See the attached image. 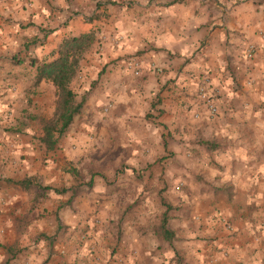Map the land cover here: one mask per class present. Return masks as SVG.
<instances>
[{"label": "crops", "instance_id": "obj_1", "mask_svg": "<svg viewBox=\"0 0 264 264\" xmlns=\"http://www.w3.org/2000/svg\"><path fill=\"white\" fill-rule=\"evenodd\" d=\"M64 3L70 5L67 12L52 6L51 0H0V237L9 240L24 229L17 241H24V245L16 264H156L160 260H152L159 251H149L155 232H137L134 228L144 214L135 220L133 214L123 217L119 207L141 202L142 212L149 213L157 193L138 188L133 197L121 169H116L109 180L104 170L111 164L104 167L96 163L98 159L91 164L92 156L107 153L97 150L87 153V159L82 156L68 163L69 152L62 143L48 149L43 142L45 121L41 112L55 116L58 93L51 79H38L39 65L54 61L68 39L93 33L95 43L100 29L92 26L108 15L100 12L104 5L99 0L94 8L86 6L83 10H74V0ZM112 8L116 16L126 9L129 20L138 24L145 36L153 26L179 32L193 18L200 21L204 17L195 29L200 47L193 58L202 56V67L207 65V69L194 67L188 73L190 77L199 74L200 83L185 81L177 74L164 85L170 93L185 95L189 85L196 88L199 116L191 122L196 147L183 148L185 141L181 140L169 150L173 133L166 131L160 138L165 154L172 158L166 159L169 166L164 172L177 167V150L181 155L193 153L186 162L194 166L188 172L195 221L179 233L185 237L184 245L196 255L197 264H264V0H148L146 5H139V0H112ZM59 14H64L63 20L58 19ZM36 33L43 34L44 43L36 47L35 56H28L39 40ZM127 37L125 31L114 46L117 51L132 47L125 43ZM250 45L256 51L247 59ZM191 63L192 59L187 60L180 72ZM91 67L85 51L77 72ZM75 77L70 86L76 93ZM201 85L216 97L219 113L214 117L197 95ZM187 110L192 112V106ZM160 114L165 115L163 110ZM145 119L152 117L149 114ZM81 121L83 116L59 132L73 145V151L88 142L85 132L91 125L81 131ZM176 132L179 135L180 129ZM57 147L64 151L65 159L51 158ZM37 152L45 157L42 167L34 155ZM164 165L158 163L151 169L160 171ZM98 186L105 191L97 192ZM113 214L119 218H111Z\"/></svg>", "mask_w": 264, "mask_h": 264}, {"label": "clouds", "instance_id": "obj_2", "mask_svg": "<svg viewBox=\"0 0 264 264\" xmlns=\"http://www.w3.org/2000/svg\"><path fill=\"white\" fill-rule=\"evenodd\" d=\"M97 2L98 0H74V10L75 8L83 10L86 6L94 8ZM99 2L104 5L100 12L106 11L108 15L102 16L101 20L92 26L100 30L96 31V42L89 41L90 48L86 45L87 59L92 67L85 69L84 72H77L74 81L77 94L73 95L67 105L69 114H72V109L76 105H84V109L81 113L75 114L74 119L80 121V117L83 116V121L79 123L81 131L87 125H91V128L85 132L88 137L87 144L77 145L73 151V145L68 143L65 137L59 135V126L55 123L56 118L43 111L41 117L45 122H53L51 135L58 143L63 144L64 151L69 152L66 159L68 163H75L76 158L82 156L87 159V153H95L97 150L102 154L107 153L108 155L104 156V159H107L119 149L118 156L115 157L112 165L104 170V174L111 180L116 169H121L120 175L127 180L129 194L134 197L136 189L143 188L151 192L153 188H156L158 191L162 179L167 178L171 182L176 175H188V171L194 167L186 162L193 158V153L189 151L181 155L180 150H177V155L174 157L177 164L175 169L162 173L155 171L154 167L151 172L147 171L148 164L155 165V161L165 154L164 141L160 137L165 135L166 131L173 133V139L169 140V150L172 144L180 143L181 140L185 141L183 148L196 147V138L192 134L191 123L197 112L194 100L196 88L189 85L185 95L180 92L170 93L164 85L170 79H175L177 74H181L185 81L195 79L197 84L200 83L199 74L190 77L188 73L194 67L201 68L202 71L207 69V65L202 67V56L197 54L193 58V53L200 47L199 34L195 32V29L203 23L204 17L200 21L193 18L189 25L181 26L179 32L175 28L153 26L150 35L145 36L139 25L129 20L126 9L120 16H116L113 14L112 0H99ZM116 2L119 3V0ZM147 2L148 0H139V5H146ZM51 3L52 6L58 5L64 8L65 12L70 7L64 3V0H51ZM150 15H156V13ZM58 19L63 20L64 14H59ZM79 19L82 21L83 16ZM261 23H264V9L261 10ZM117 28L120 29L119 32ZM125 31L128 33L125 43H131L132 47L117 51L114 46L120 42V37L124 36ZM23 35L21 33V36ZM36 35L39 36V40L32 45L31 51L26 53L28 56H35L36 47L44 43L43 34L36 33ZM173 36L177 39L173 40ZM138 51L141 54H137ZM117 56L121 58L115 59ZM189 59H192V63L181 73V66ZM83 64L84 62L81 61V67ZM69 78H71V73ZM70 87L72 86L65 82L61 90L62 97ZM170 99L172 102H169ZM162 100L164 103H161ZM189 105L192 106V112L187 110ZM161 110L165 115L161 116ZM149 114L152 119H145V116ZM177 128L180 129L179 135L176 132ZM185 131H187V136H184ZM34 146H36L35 143ZM64 151L57 147L51 158L58 161L65 159ZM34 155L37 156L42 167L45 157L39 152ZM104 159L96 163L103 165ZM129 168L133 170L132 173H129ZM153 172L155 175L149 180L148 177L152 176ZM188 179L191 181L192 177L189 176ZM102 184L103 181H101ZM96 191L103 193L105 188L98 186ZM183 199L187 200L188 197L184 196ZM164 211L163 207L156 208L157 214L161 216ZM111 218L118 219L119 217L118 214H113ZM134 228L137 232L157 233L150 252L156 250L157 244L163 243L158 234L159 225L154 223V217L147 210ZM23 230V228L19 229L9 240L0 237V264H16L15 258L19 254V249L24 245L22 240L17 243L19 233ZM172 247L180 251L181 245L174 242ZM149 258L152 259L151 256ZM168 258L172 259L170 251ZM161 264H163V257H161Z\"/></svg>", "mask_w": 264, "mask_h": 264}, {"label": "rangeland", "instance_id": "obj_3", "mask_svg": "<svg viewBox=\"0 0 264 264\" xmlns=\"http://www.w3.org/2000/svg\"><path fill=\"white\" fill-rule=\"evenodd\" d=\"M57 118V114L54 116ZM53 123L52 121H48L43 123L45 124ZM119 154V149L115 152V154H111L107 159H104V156H100L96 158V156H92V163H95V160H102L104 159L103 164H111L114 162V159ZM171 155L164 154L161 155L156 161L155 164H162L165 162V165L161 168L159 172H164V169L167 168L169 165L166 161L167 158L171 159ZM110 165V166H111ZM172 165H174V162L172 161ZM104 167L106 165H103ZM110 166H107L110 167ZM154 166L153 164H148L147 168H152ZM119 169V168H117ZM152 170V169H151ZM93 171V170H92ZM155 175V172H153V175L150 176V178H153ZM180 175H176L174 177L173 181H168L167 178H164L161 180V186L159 187L158 191L156 188H153L152 193H157V199L152 197L151 203L149 205L150 212L149 214L154 217V223H157L159 225V238L163 241V243H160V245L157 247V254L156 259L152 260V262H156L157 260H160L156 264H161V257H163V264H173V261H175V264H197L196 262V255L192 253L188 247L184 245L185 237L182 236L179 231L181 229H186L190 225H193V222L195 221L194 217V208L195 205L191 199L190 192H191V181H189L188 177L190 176V173L188 172V175H183L184 177H179ZM179 182V183H177ZM184 196H187L188 199H183ZM155 205V207H153ZM143 204L140 202H135L134 204L124 205V208H120V212L122 213V216H128L130 214L134 215L135 219H140V217L144 214L142 210L144 211ZM146 206V205H145ZM163 207L165 209L164 213L161 215L157 214L156 208ZM167 214L168 217V229L171 231L172 236L169 238H166L161 230V224L163 220V215ZM184 222V223H183ZM183 223V224H182ZM222 223L225 225V227L228 229L230 228L229 223H226V221L223 219ZM178 234V235H176ZM157 233L155 232V239H156ZM179 243L181 245L180 251H177L174 247H172L173 243ZM183 244V245H182ZM169 251L172 253V259H169ZM223 252V250H222ZM154 253V252H153ZM160 255V256H159Z\"/></svg>", "mask_w": 264, "mask_h": 264}, {"label": "trees", "instance_id": "obj_4", "mask_svg": "<svg viewBox=\"0 0 264 264\" xmlns=\"http://www.w3.org/2000/svg\"><path fill=\"white\" fill-rule=\"evenodd\" d=\"M89 41L94 43L95 37L93 33L85 34L79 38L68 39L61 45L59 55L54 61L44 62L39 65L38 79H51L57 87L58 100L56 111L57 118L55 123L59 126V132L65 131L73 123L74 115L81 113L84 106L83 104L76 105L75 108L72 109V114H69L67 105L76 93L70 87L62 97L61 90L64 88L65 82H67L68 85L71 84L72 79L77 73L80 58L86 51V45L88 48L91 46ZM72 65H74V67H70ZM70 73L71 78H69ZM62 108L63 110H61ZM52 131L53 123L45 124L43 142L46 144L48 149H53L57 142L51 135ZM167 225L168 217L165 213L163 215L161 230L164 236L169 238L172 236V233L168 229Z\"/></svg>", "mask_w": 264, "mask_h": 264}, {"label": "built area", "instance_id": "obj_5", "mask_svg": "<svg viewBox=\"0 0 264 264\" xmlns=\"http://www.w3.org/2000/svg\"><path fill=\"white\" fill-rule=\"evenodd\" d=\"M255 51H256L255 47L253 45H250L246 52L247 59H252L254 57ZM197 95L200 98V100H202L205 107L208 109L209 115L211 117L218 115L219 107H218L216 97L213 93L209 92L207 87L202 86V85L199 86ZM194 116L198 117L199 114L196 113V115Z\"/></svg>", "mask_w": 264, "mask_h": 264}]
</instances>
